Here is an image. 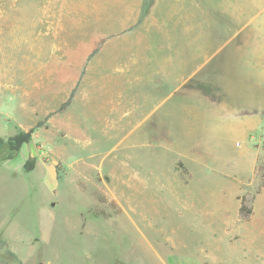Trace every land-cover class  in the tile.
<instances>
[{
    "label": "rangeland",
    "instance_id": "374dc122",
    "mask_svg": "<svg viewBox=\"0 0 264 264\" xmlns=\"http://www.w3.org/2000/svg\"><path fill=\"white\" fill-rule=\"evenodd\" d=\"M213 8V0H0V137L43 122L13 158L8 146L0 149V262L264 264L260 131L253 140L220 139L218 166L202 165L197 179L171 162L168 149L154 150L167 157L155 156L152 178L137 188L131 170L145 149L132 147L133 126L78 115L87 103L82 91L98 88L102 71L131 68L201 70L187 83V100L197 97L208 110L213 67L218 58L225 63V49L231 62L251 61L264 44V13ZM162 127L173 136L168 126H143L154 142ZM247 149L248 174L216 169L236 170ZM172 168L183 171L185 187L174 195L157 186Z\"/></svg>",
    "mask_w": 264,
    "mask_h": 264
},
{
    "label": "crops",
    "instance_id": "0c3cea01",
    "mask_svg": "<svg viewBox=\"0 0 264 264\" xmlns=\"http://www.w3.org/2000/svg\"><path fill=\"white\" fill-rule=\"evenodd\" d=\"M213 7L214 12L262 14L264 0H213ZM230 39L235 46L238 45L237 38ZM230 39L225 43L227 46ZM261 48L258 57L251 61L241 58L231 62L226 48L225 63H222L223 58H218L217 52L218 60L213 67V103L208 110L197 97L187 100V83L201 70L131 68L102 71L98 88L82 91L83 101L87 103L83 104L84 108L78 115L89 124L133 126L130 130L132 147L141 151L145 149L144 153H140L139 164L137 158V164L131 170V180L137 188L143 187L152 178L150 164H155V156H159L153 154L157 149H168L171 154L167 156L172 159L171 162H182L193 176L200 172L202 165L209 164V170L213 172V164L218 166L219 162L217 142L224 136L232 138L234 134H240L253 140L257 130L264 136V44ZM190 91L194 92V89ZM160 106H168L167 111L154 122L153 117ZM150 110L153 111L150 113ZM147 124L168 126L174 134L170 136L162 127L160 140L154 142L150 127L143 128ZM191 134H197L199 139L191 138ZM188 138L193 141L192 144L186 143ZM202 140L207 141L204 148ZM250 154L247 149L246 154L239 156L237 171L222 164L215 168L219 171L224 169L229 172L227 174H248L253 165ZM167 156L162 154L159 157ZM181 171L172 168L167 179L157 186L171 190L169 193L174 195L172 189L185 188ZM192 183L196 185L194 180ZM20 261L27 264L23 257Z\"/></svg>",
    "mask_w": 264,
    "mask_h": 264
},
{
    "label": "trees",
    "instance_id": "16d2710c",
    "mask_svg": "<svg viewBox=\"0 0 264 264\" xmlns=\"http://www.w3.org/2000/svg\"><path fill=\"white\" fill-rule=\"evenodd\" d=\"M74 97V93H72L70 99L63 105V107L61 108L62 110L65 109L70 103L71 100ZM43 126V122H39L35 125V127H33L32 129H30L29 131H20L17 135L9 138V139H3L0 137V149H2L5 146H8L9 150H10V158H13L14 155L16 153H18L22 147L25 144H28L31 142L33 134L35 132L36 129H39ZM33 168V164L31 162H28L26 164V169H28L29 171ZM101 203H108L107 200L104 199H100ZM111 206H115L116 203L114 201L109 202ZM243 211V208L241 209V213ZM251 212H249L250 214ZM10 255L12 257H15L12 253H10ZM18 264H23L21 261H18Z\"/></svg>",
    "mask_w": 264,
    "mask_h": 264
}]
</instances>
